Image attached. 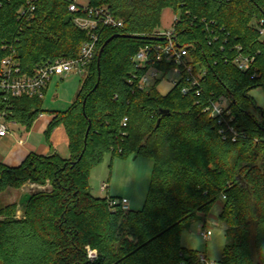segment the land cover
Returning <instances> with one entry per match:
<instances>
[{
	"label": "trees",
	"instance_id": "obj_1",
	"mask_svg": "<svg viewBox=\"0 0 264 264\" xmlns=\"http://www.w3.org/2000/svg\"><path fill=\"white\" fill-rule=\"evenodd\" d=\"M1 1L0 64L14 50L27 72L50 59L78 56L89 39L87 30L74 23L84 12L70 11L74 0H37L29 21L21 12L29 8L28 0ZM86 4L108 7L124 25L100 26L96 55L76 99L67 110L52 113L46 137L50 141L55 127L64 125L70 157L30 152L18 166L0 162V193L28 182L50 185L22 202L21 217L18 203L0 208V264H198L197 252L182 245L181 234L192 221L206 220L219 200L228 239L220 261L264 264L259 255L264 248V109L249 93L264 88L259 31L264 0ZM166 8L178 17L177 42L189 45L194 66L205 70L199 96L183 94L186 78L167 95L157 89L160 78L145 89L131 81L145 70L133 57L140 47L159 42L155 33ZM113 36L98 65L101 47ZM8 43L12 49L5 48ZM239 54L254 56L252 68L236 65ZM174 66L157 64L164 74ZM223 96L232 120L220 121L205 110ZM0 108L27 128L45 112L40 96L5 99L0 94ZM162 108L170 113L163 115ZM107 153L154 160L142 208L124 210L120 203L111 205L116 197L92 193L91 170ZM87 246L98 250L96 260L88 257Z\"/></svg>",
	"mask_w": 264,
	"mask_h": 264
},
{
	"label": "built area",
	"instance_id": "obj_2",
	"mask_svg": "<svg viewBox=\"0 0 264 264\" xmlns=\"http://www.w3.org/2000/svg\"><path fill=\"white\" fill-rule=\"evenodd\" d=\"M35 1L28 0L29 8H22V16L26 17L27 21L34 19ZM2 1L0 0V6ZM71 12H78L84 10L83 14L74 17V23L81 29L88 32L89 39H87L82 47L78 56L67 57L61 56L53 60H47L39 63L30 71H23L21 61L16 57V51H10L2 60L0 64V94L7 99L8 97H21V96H40L44 97L45 90L48 88L50 81L53 77L59 76L61 78L67 77L72 73L86 74L87 68L93 61L97 46L99 42V28L100 26L123 27V20L117 18L106 6H89L74 0L70 4ZM177 15L174 17L173 24L170 28L165 30L160 29L155 33L159 38V42L147 44L139 48L133 57V61L140 67L145 69L144 72L138 76L134 75L133 81H137L138 87L141 89L152 86L162 72V69L157 67V64L165 62H174L175 66L171 71L177 74V79L174 84L186 78L187 85L182 89L183 94H188L195 91L199 96L202 92V78L205 75L204 69H196L194 66V59L189 50V45H180L177 42V34L175 23ZM260 34L264 35V19L260 21L259 25ZM5 48L12 49L11 44H6ZM241 50L240 46L236 47ZM255 58L252 55L239 54L235 57L234 61L241 70H249ZM136 79V80H135ZM228 101V102H227ZM206 111L211 113V116L218 118L220 121L231 120L234 118L231 109L229 108V100L226 97H221L218 100H211L205 108ZM10 111L0 108V136H6L12 133V125L17 124V121L9 118ZM129 118H123V126H127ZM233 133L237 135L234 127H231ZM109 184L104 182L101 185V190L108 192ZM107 196H110L109 194ZM225 197V196H224ZM111 205L120 203L124 210L130 209L129 201L126 198L112 199ZM18 217L22 216L17 214ZM205 222H201L204 225ZM88 257L92 260L98 258V250L87 246ZM207 254L199 253L198 264L201 260L206 258ZM216 264H226L220 260H216Z\"/></svg>",
	"mask_w": 264,
	"mask_h": 264
},
{
	"label": "rangeland",
	"instance_id": "obj_3",
	"mask_svg": "<svg viewBox=\"0 0 264 264\" xmlns=\"http://www.w3.org/2000/svg\"><path fill=\"white\" fill-rule=\"evenodd\" d=\"M83 1L87 3L88 0ZM175 15L176 13L172 8L164 9L162 14V30L171 27ZM83 77V73H72L63 78L59 76L53 77L48 88L45 90V95L43 97V108L45 112L50 114L54 111L67 110L77 97ZM159 77L161 80L159 81L157 89L161 94L167 95L174 89V80L177 79V74L173 71H169L166 74L161 73ZM249 93L254 97L257 105L264 109V88L256 87L251 89ZM49 119V115L43 117L46 124ZM3 149H5V146L0 142V150ZM153 165L154 160L148 156L131 155L130 157L123 158L120 156H114L112 153H107L103 162L94 166L91 170L89 183L92 193L98 197H106L108 193L101 190V185L106 182L109 184V195L114 196L119 200L126 198L130 202L132 209H140L143 207L148 193ZM49 188V184L40 185L33 182H28L19 189L8 188L6 191L0 193V208L6 207L12 203H18L17 214H23L24 208L22 206V197L24 192L31 195L38 190ZM222 206V201L219 200L214 206L212 212L207 216L206 220H218L220 225L225 229V223L219 218ZM1 217L2 216L0 215V218ZM206 220L200 219L195 221H199L201 224V222H206ZM185 230L183 232H185ZM224 235L225 236H221L219 233L215 234L217 246L215 252L216 260H220L223 257L224 248L228 243L225 230ZM181 243L183 246L187 247L184 243L182 234ZM199 252L207 254L204 248H201Z\"/></svg>",
	"mask_w": 264,
	"mask_h": 264
},
{
	"label": "crops",
	"instance_id": "obj_4",
	"mask_svg": "<svg viewBox=\"0 0 264 264\" xmlns=\"http://www.w3.org/2000/svg\"><path fill=\"white\" fill-rule=\"evenodd\" d=\"M79 1L86 4L83 0ZM46 115L50 116L47 124L43 120V117ZM52 117V113H42L35 120L31 128H27L21 123L13 124L12 133L6 136H0V142L5 146V149L0 150V162L10 166H18L30 152L45 155L58 153L63 158H69L71 155L69 148L70 140L64 125L55 127L52 131L50 141L46 137V129ZM107 193L110 194L109 189ZM24 194L26 193L24 192Z\"/></svg>",
	"mask_w": 264,
	"mask_h": 264
},
{
	"label": "clouds",
	"instance_id": "obj_5",
	"mask_svg": "<svg viewBox=\"0 0 264 264\" xmlns=\"http://www.w3.org/2000/svg\"><path fill=\"white\" fill-rule=\"evenodd\" d=\"M224 230L218 220L208 219L204 225H201L199 221H192L189 229L185 230L182 236L186 246L190 250L197 252L198 259L199 250L201 248L205 249L207 256L201 260V264H216L215 252L217 246L215 234L219 233L221 236H225ZM259 255L264 257V248L260 250Z\"/></svg>",
	"mask_w": 264,
	"mask_h": 264
},
{
	"label": "water",
	"instance_id": "obj_6",
	"mask_svg": "<svg viewBox=\"0 0 264 264\" xmlns=\"http://www.w3.org/2000/svg\"><path fill=\"white\" fill-rule=\"evenodd\" d=\"M114 38V36L113 37H111V38H109L106 42H105V44L101 47V49H100V51H99V55H98V65L100 64V61H101V57H102V54H103V51H104V48L106 47V45L112 40ZM160 40L162 39V38H159ZM161 113L163 114V115H165V114H169L170 113V110L169 109H166V108H162L161 110ZM89 130H90V127H89V129H88V132H87V135H86V139H87V136H88V134H89ZM82 156H83V153L81 154V156H80V158L79 159H81L82 158ZM75 163V162H74ZM30 198H31V195L30 194H24L23 195V197H22V202H27L28 200H30Z\"/></svg>",
	"mask_w": 264,
	"mask_h": 264
}]
</instances>
